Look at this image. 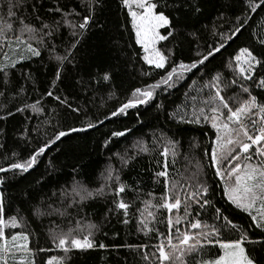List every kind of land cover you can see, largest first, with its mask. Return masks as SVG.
I'll list each match as a JSON object with an SVG mask.
<instances>
[{
	"label": "snow or ice",
	"instance_id": "obj_1",
	"mask_svg": "<svg viewBox=\"0 0 264 264\" xmlns=\"http://www.w3.org/2000/svg\"><path fill=\"white\" fill-rule=\"evenodd\" d=\"M245 3L247 10L235 16L234 20L229 21L221 13L217 20L229 22L228 30L221 31L213 22L209 31L218 39L203 50L197 46L195 56L185 62L177 61L173 49L162 44L174 39L177 34L166 10L181 5L175 0H119L125 15V28L127 30L130 25L135 44L142 51L139 59L148 66V70L142 69L141 75L152 77L157 72L159 79L133 88L110 116H126L128 110L150 104L160 92L178 87L188 79L189 74L206 69L207 63L222 54L242 34L249 23L248 12L255 13L264 7V0H245ZM25 4L26 0H4L0 3V83L7 88L18 67L21 69V79H32L30 72L22 70L24 62L40 57L42 51L47 50L50 59L57 62L52 83L54 88L56 81L61 79L63 66L75 60L76 50L85 35L94 25L102 27L97 21V13L103 7L104 0H73L72 6L62 0H54L47 8V18L37 13L36 0H33L31 11L37 13L34 16L36 24L28 22L22 15ZM189 7L195 13L201 11L199 6ZM259 27L261 32H253L255 44L238 47L234 54H229V58L222 61L220 70L205 71L193 79L188 85L189 91L185 93V102L176 106L167 116L178 123L206 126L209 129L205 133L208 143L203 152L206 165L203 160H195L194 157L190 159L185 155L184 159L191 165V170L186 167L183 172L180 171L176 165L182 155L181 142L163 132L159 135L154 132L151 145L147 140L137 139L131 149L113 152L101 174L103 179L98 187H89L76 178V173L70 183L66 181L50 192H45L38 204L26 210L27 214L24 209H13L10 202L6 204L4 192L0 191V264H67L68 254L72 251L105 248L103 243L97 245L94 239L96 225L85 223L75 216L80 215L87 201L112 195L115 197V209L122 210L127 217L132 204L125 201L123 194L127 191L139 192L140 189L126 185L121 180V173L137 157L148 155L157 147L161 149V159L156 161L159 170L154 172L153 179L161 185V192L159 196L153 192L144 194L145 198L139 200L141 206L137 209L138 231L145 235L154 234L157 242L127 247L138 252L145 264H264L254 254V249L248 247L258 245L264 249V238L252 239L247 228L221 214V209L215 207L208 198L211 186L206 179L210 169L221 188L223 198L246 214L249 218L248 227L264 234V96L254 94V89L264 92V25ZM189 35L193 37V43L200 39L196 32H190ZM57 39L63 45V54H58V46L54 43ZM100 79L109 83L111 76L105 72ZM23 91L21 85L17 96ZM4 95L6 93L0 91V96ZM45 95L69 108L72 113L83 112L81 107H72L66 99L55 94L52 88ZM113 96L115 93L110 92L109 97ZM155 107L158 110L165 108L163 104ZM0 110L7 113L0 116V119H7L14 114L7 109ZM26 111L33 115L45 113L42 99H36L33 103L25 102L22 107L15 109L17 113ZM43 123L56 126L51 119ZM84 124L85 127H69L67 130L57 128L45 140L39 139L41 129L37 127L34 130V146L30 139L33 130L24 128L20 140L30 146V152L26 157H19L13 151L7 166L0 165V173H28L62 138L96 127L90 119L84 121ZM131 131L130 128L112 130L103 147L108 149L114 138L126 137ZM197 147L199 145L196 143L190 145L192 149ZM0 148H4V145L0 144ZM4 158L9 159L7 156ZM113 158L118 161V166L112 163ZM170 169L176 170L175 176ZM4 182L5 177L0 176V185ZM208 207L215 208L216 215L212 223L204 220L201 215ZM44 217L58 218L67 223V228L50 220L46 239L51 247H41L39 244L33 247V231L29 223L33 218ZM123 223L127 224L128 219L125 218ZM159 224L165 225V231H161L157 226ZM225 230L238 235L236 238L225 239ZM213 248L217 249V253L209 255ZM54 249L64 255H49L47 259H38L41 253H50Z\"/></svg>",
	"mask_w": 264,
	"mask_h": 264
},
{
	"label": "trees",
	"instance_id": "obj_2",
	"mask_svg": "<svg viewBox=\"0 0 264 264\" xmlns=\"http://www.w3.org/2000/svg\"><path fill=\"white\" fill-rule=\"evenodd\" d=\"M4 0H0L3 3ZM54 0H36L37 13L42 18H47V8ZM72 6L73 0H62ZM78 2V0H77ZM181 5L177 8L167 9L172 24L177 30L174 39L162 42L167 48H172L174 58L177 61L189 62L195 56L197 46L201 50L205 46L211 45L218 38L211 35L209 29L213 22H216L221 31H227L229 22H220L217 17L224 13L228 20H234L235 16L246 11L245 0H175ZM33 0H26L22 15L33 24L37 22L32 13L31 5ZM189 5L199 6L201 11L195 13ZM249 23L242 30V34L235 39L222 54H218L211 62L207 63V68H202L198 72L189 74L187 80L178 87L160 92L156 98L148 105L140 106L138 109H130L126 116L111 117V112L117 108L129 95L133 88L152 83L159 79L157 72L152 77L141 75V71L148 70V66L139 59L142 51L135 44L134 35L125 28V15L122 12L119 0H104L103 7L97 13V21L102 27L93 26L85 35L75 53V60L63 66L61 79L56 81L55 87L52 83L55 76L57 62L50 59L47 50L42 51L40 57L26 60L23 64V71L30 72L32 79L25 81L20 77L21 69L15 71L11 77V83L5 88L0 83V91L6 95L0 96V108L12 111L14 114L7 119H0V165L7 166L12 159V152L18 153L19 157H26L30 152V146H26L20 140V133L24 128L33 130L30 139L35 144V132L40 127V140L47 139L53 135L57 128L67 130L69 127H85L84 121L92 120L96 124L95 128L86 131L71 133L68 137L62 138L43 155L38 164L28 173H0L5 177V182L0 185V191L4 192L6 204L11 203L13 209L26 210L38 204L44 197L45 192H50L57 185H62L66 181L71 182L73 175L77 179L86 183L89 187L95 188L102 183V173L109 162L108 158L113 152H123L131 149L132 144L137 139H144L152 143V136L155 132H160L166 136L181 142L182 155L178 160L176 168L184 171L187 167L191 170V165L185 161L184 156L203 160L204 146L208 143L205 133L209 132L206 126H199L188 123H178L168 119V114L172 113L176 106L182 105L185 100V93L189 91L188 85L193 79L202 75L205 71L220 70L222 61L229 58V54H234L238 47L251 46L255 44L253 32H261L260 25H264V7L257 12H248ZM247 18V17H246ZM18 27V22H16ZM190 32H196L200 39L193 43ZM58 46V54H63V45L59 39L54 41ZM257 46V50H258ZM105 72L111 76L109 83H105L100 77ZM23 85V93L17 96L20 86ZM52 88L55 94L66 99L72 107H81L80 114L72 113L67 107L59 105L54 99L47 97L45 93ZM114 92L115 96L109 97V93ZM254 94L264 96V92L254 89ZM36 99H42L45 113L33 115L30 111L17 113L15 109L22 107L25 102L33 103ZM163 104L164 109L158 110L155 105ZM55 109V113H53ZM166 109V111H165ZM7 115L6 111L0 110V116ZM110 117L105 119V117ZM51 119L55 127L49 126L44 121ZM103 121V123H99ZM132 129L126 137L114 138L108 149L103 147L105 139L110 137L112 130ZM196 143L199 147L192 149L190 145ZM157 149L148 155H141L133 160L121 173V180L130 187H139V192L127 191L123 194L125 201L132 204L128 210L127 217L123 211H117L114 207L112 195H105L85 203L80 215L76 219H83L85 223L96 225L94 239L97 243H103L105 248L96 247L87 251H72L68 254L67 264H145L138 252L129 249L127 245L140 243L153 244L157 241L154 234L145 235L138 231L137 224L139 213L137 209L141 206L139 200L145 198L147 192L160 195L161 185L156 184L153 179L155 171L159 170L156 161L160 160ZM9 159L6 160L4 157ZM193 160V163L195 162ZM112 163L118 166V161L113 158ZM74 169L76 172H74ZM176 175L175 169H170ZM211 186L209 200L221 209L223 216H228L233 222L248 229V234L252 239H262L264 234L255 230L249 225V218L246 214L231 206L221 194V188L208 170L206 177ZM139 197V199H138ZM75 215V213H74ZM204 220L212 223L215 218V208L208 207L201 213ZM128 223H123L124 219ZM162 218V217H161ZM50 220L61 227L67 228V223L58 218L44 217L33 218L29 223V228L33 231L32 246L37 244L41 247H51L46 239ZM161 231H165V225H157ZM238 234L225 230L223 238H236ZM254 249L264 261V249L258 245H248ZM217 249H210L209 255H215ZM49 255H64L63 252L54 249L50 253H41L39 258L47 259Z\"/></svg>",
	"mask_w": 264,
	"mask_h": 264
}]
</instances>
